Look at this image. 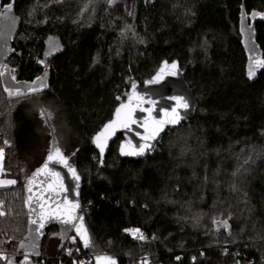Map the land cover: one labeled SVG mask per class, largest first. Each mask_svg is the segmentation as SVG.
<instances>
[{
  "label": "trees",
  "instance_id": "1",
  "mask_svg": "<svg viewBox=\"0 0 264 264\" xmlns=\"http://www.w3.org/2000/svg\"><path fill=\"white\" fill-rule=\"evenodd\" d=\"M10 2L0 0V12ZM243 6L249 22L260 14L253 42L264 60V0H14L18 29L0 64L20 83L47 69L49 76L42 93L19 99L9 100L0 83V148L17 181L2 190L10 214L0 219V248L17 250L27 235L24 185L49 151L32 171L26 161L43 133L51 140L52 127L82 178V213L119 264L146 253L166 264H264V68L248 77ZM49 40L63 50L40 68ZM176 58L199 102L194 117L168 130L145 159L122 158L119 135L101 164L95 133L133 81L143 84ZM229 214L231 233L215 230L213 221ZM132 228L148 238L133 239L125 231ZM55 230L46 228L40 256L23 264L59 263L63 242L49 243Z\"/></svg>",
  "mask_w": 264,
  "mask_h": 264
},
{
  "label": "snow or ice",
  "instance_id": "2",
  "mask_svg": "<svg viewBox=\"0 0 264 264\" xmlns=\"http://www.w3.org/2000/svg\"><path fill=\"white\" fill-rule=\"evenodd\" d=\"M57 2H59V0H57ZM113 2L114 0H109V3ZM89 3H91V0H89ZM88 6V4H85L84 10H87ZM13 8L14 0L4 6L3 11L0 12V20L7 22L6 25H0V39H5L10 36L12 30L16 26V18L13 15ZM253 15L258 14L254 13ZM128 30H130V26ZM253 60L254 63L250 65L248 70V77L250 79L256 75L257 68H264V60L256 58H253ZM41 63H43V61H41ZM13 71L14 69H9L6 65L0 64V83L3 84V92L7 94L9 100L12 98L19 99L33 95L38 96L44 91V89L47 88L44 77H39L37 78V81H34L31 84H24L22 86L18 81H16V77L11 74ZM177 74V62L173 61L169 65L167 61H164L156 75L146 83L150 85L158 84L165 75L175 76ZM136 89L137 85L133 81L131 83V92L125 93L127 96V102L120 103V105L115 109L113 119L104 124L101 131L93 137V143L99 149L101 158L107 148L108 140L115 135L116 131L118 129H127L132 131L133 125H138L139 127L144 128V134L137 133L142 142L139 144H133L132 140L129 139L125 143L121 144L119 149L120 154L122 156L145 155L147 151L154 149L155 145L151 142L157 140V137L164 131V128L168 125L179 124L180 121L185 118L182 115V112H187L190 107L189 102L182 96L169 97V99L175 101V105L171 108H161L160 112L162 113V116L157 118L153 115L157 101L147 98V94H141L137 92ZM120 99L121 97L118 96L117 100ZM146 104L149 105V107H145L144 105ZM137 110L147 113V115L138 120L136 118ZM40 114L41 116H44L45 112L41 111ZM4 144L7 145L8 141L5 140ZM3 159L4 150L0 148V188L14 186L17 184L15 179L3 178ZM101 163H103L102 159ZM245 163H247V161H245ZM55 164L63 165L67 168L68 172L71 173V177L75 181L73 190L76 191L78 195L81 177L76 168L69 164L68 157L63 154L61 148L58 146V143L53 140L43 165L40 168H37L26 178L24 187L28 193L25 201V204L29 209L28 223L29 225H35V231L40 233V230L44 228L45 223L49 221H58L61 225L70 226V228L75 229L76 235L82 241L84 248L95 250L96 245L85 225L84 217L83 215L77 214V210L80 209V204L78 201L68 199V196L65 194L68 189L64 182V176L54 167H50V165ZM233 175H236V173H233ZM234 187L235 186H233V188ZM2 205L3 201H0V206ZM4 215L5 213L0 211V216ZM231 218V214H229L227 219L222 221L214 220L213 223L216 225V230L219 231L221 228L230 230L231 226L229 225L228 220ZM67 230V228L62 230L61 236L63 238H67ZM29 231L32 232L33 229L30 228ZM125 231L128 232L133 239L140 241L146 239L139 228L125 229ZM25 239L28 238L26 237ZM153 239H155V237H153ZM75 240L76 237H72L73 243ZM29 246L35 249L36 244L32 243ZM19 247L23 249L26 245L24 242H21ZM69 255H71V250H69ZM0 259L7 260V257L3 253H0ZM27 259L28 257L25 255V261H27ZM177 259H179V257H177ZM193 259L195 260V258ZM8 264H12V261H8ZM80 264H84V262L81 261ZM95 264H117V260L113 256L97 254L95 255ZM141 264H148L147 259L145 258Z\"/></svg>",
  "mask_w": 264,
  "mask_h": 264
},
{
  "label": "water",
  "instance_id": "3",
  "mask_svg": "<svg viewBox=\"0 0 264 264\" xmlns=\"http://www.w3.org/2000/svg\"><path fill=\"white\" fill-rule=\"evenodd\" d=\"M253 14H252L251 22H249L250 19L247 16L245 6L242 7L240 28H241V31L243 32V34L245 35L246 44H247V48H248V51H249V59H250V63H252V64L254 63L253 58H256L257 59V54H256L257 52H256V48H255L256 46H255V44L253 42V37L255 35V23H256V20H257L258 17H260V14L259 13H256L258 15H253ZM6 24H7L6 21H1L0 22V25H6ZM17 26H18V24L16 23V26L12 30L10 36L6 37L5 39H0V58L2 60L4 59L5 54H8L10 52L7 47L9 45L10 40L13 38V36L17 32V29H18ZM62 50H63V46H62V43L60 41H58V40L57 41L56 40H54V41H51V40L46 41V46H45V49H44V52H43V56L38 60V66L40 68H46L49 65V62L56 55H58ZM2 60H1V62H2ZM41 61H43V63H41ZM164 61H167L169 65L173 61L177 62V64H178V74L175 75V76L165 75L164 78L161 80V82L158 83V84H151V85L150 84H147L146 82L148 80H150L153 76L156 75V73L159 71V69L162 66V64H163ZM48 76H49V69H47V71H46V76H45V74L42 76V77L45 78V83L46 84H47V78H48ZM135 83L137 85V89H136L137 92H139L141 94H147V98L157 101L156 108L153 111V115L156 116L157 118H159V117L162 116V113L160 112V109L161 108H171V107H173L175 105V101L169 99V97L182 96V97H184L189 102L190 107L187 110V112H182V115L185 118L182 119L179 124H177V125H168V126H166L164 128V131L159 134V136L157 137V140L151 142V143H153L155 145L154 149L147 151L145 153V155H143V156H122L120 154L119 149H120L121 144L122 143H125L129 139L132 140L133 144H139V143H141L142 141L140 139V136L137 135V133L144 134V128L139 127L138 125H133L132 126V131H129L127 129H118L116 131L115 135H113L111 137V139L108 140V145H107V148L105 149V152H104L103 157L102 158L100 157L103 160V163H104V161L106 159V156H107V154H108V152H109V150H110L113 142L119 137V135H122V139H121V141L119 143L118 151H119V154H120V156L122 158H130V159H134V160L145 159L146 157H148L149 155L153 154L156 151V149L158 148L159 144L163 140V137H164V135L166 134V132L168 130H172L174 128L179 127L186 120L191 119L196 114L197 108L199 106V102H198V99H197V97H196V95L194 93V90L190 87L189 83L186 80V70L181 67V63H180L179 59H177V58L174 59V60L164 59L160 63V65H159L158 69L156 70V72L150 78L146 79L143 82V84H141L140 82H135ZM20 84L23 86L24 84H31V83H23L22 82ZM130 92H131V86H130V89H129V92L128 93H130ZM122 102H127V97ZM119 105H120V103L117 105V107ZM144 106L145 107H149V105H147V104L144 105ZM41 111H44V110L41 108ZM114 112H115V110H114ZM146 115H147V113L140 112L139 110H137V112H136V118L138 120H140L141 118L145 117ZM44 117H45L46 123L49 125V119H48V116H47L46 112H45ZM113 117H114V113H113L112 117L108 121H110L111 119H113ZM103 126L99 129V131H97L95 133V135L98 132L101 131V129L103 128ZM50 134H51V140H50V146H51L53 140H55L57 143H58V140H57V137L55 136V132H54V129L52 127H50ZM92 141H93V138H92ZM93 145H94L97 153L99 154V149L95 146L94 143H93ZM58 146L60 147L59 143H58ZM61 150H62V148H61ZM62 152H63V154L66 157H68L64 153L63 150H62ZM45 160H46V158H45ZM45 160H44V162H45ZM68 162H69V164L73 165L71 163L69 157H68ZM43 163L39 167H37V168H40L43 165ZM103 163H101V164H103ZM50 167H54L57 171L61 172V174L64 176V182H65V185H66V187L68 189L67 193H65V194L68 196V199L74 200V201H78L79 204H80V209L77 210V214L78 215H83L85 225L88 228L89 234L92 237L93 242L96 245L95 250H93V249H86V248L83 247L88 253H90L91 255H93V257H94L93 264H95V255H97V254H104V255L112 256V255H110V254H108V253H106L104 251V249L102 248L101 244L99 243L96 235L94 234L92 228L90 227L86 215L84 213H82L81 202H80V195H81V192H82V189H83V187H82V178L80 179V182H79L80 183V187H79L78 195H77L76 191L73 190V186H74L75 181L72 179L71 173L68 172L67 168H65L61 164L50 165ZM76 170H77V168H76ZM77 172H78V170H77ZM78 174H79V172H78ZM25 192H26V196H27L28 193H27L26 189H25ZM228 223H229V220H228ZM51 225H57V226H59V231L57 233H55V236L56 237H59L62 242H64L69 237V235L71 234V232H73L76 235L75 229L70 228V226L61 225L58 221H49V222L45 223L44 228L40 230V233H42V234L37 233L35 231V228H36L35 225H29V223H28L27 235H26V237L28 239H24L22 241V242L25 243L26 247L23 248V249H21L20 247H18V249L16 250V254L10 256V257H13V256L23 257V262L22 263H20V262L18 263V261L13 260L12 261V264H23L24 261H25V255H27L28 258L29 257H32V256H40V253H41L40 249H41V245H42V242H43V239H44V236H45V230H46L47 227H49ZM229 225L231 226L230 223H229ZM30 228L33 229L32 232L29 231ZM65 228L68 229L67 230V238H63L61 236V232ZM222 229H224V228H221L220 230H222ZM215 230H216V225H215ZM226 231L228 233H231L232 226H231L230 230H227L226 229ZM78 239H79V237H78ZM80 242L82 244V241L81 240H80ZM32 243H35L36 244L35 249H33V248H31L29 246ZM82 246H83V244H82ZM37 253H38V255H37ZM113 257H115V256H113ZM116 260H117V264H119V261H118L117 258H116ZM6 264H8V260H7V263Z\"/></svg>",
  "mask_w": 264,
  "mask_h": 264
},
{
  "label": "built area",
  "instance_id": "4",
  "mask_svg": "<svg viewBox=\"0 0 264 264\" xmlns=\"http://www.w3.org/2000/svg\"><path fill=\"white\" fill-rule=\"evenodd\" d=\"M1 123V120H0ZM3 188H0V201H3V205L0 206V211H3L5 213L4 216H0V219L6 218L10 214V206L8 203V200L6 196L2 193ZM134 229V228H132ZM141 231V230H140ZM146 239L148 238L147 234L141 231ZM72 237H76L75 242L73 243ZM145 239V240H146ZM136 240V239H135ZM143 240V241H145ZM140 241V240H137ZM142 241V242H143ZM80 240L75 234L69 235V237L61 244L60 252L56 256L58 258L59 263L58 264H66V260L73 261V264H80L81 261L84 262V264H93L94 257L90 253H85L80 246H79ZM78 249V251H77ZM69 250H71V255H69ZM0 253H3L6 257H9L11 255L16 254V250H8V249H1ZM109 254V253H108ZM114 256L113 254H110ZM147 259L148 264H166L164 261L158 260L155 255H152L150 253H146L140 256H127L125 259V264H141V262L144 259ZM193 261V259H192Z\"/></svg>",
  "mask_w": 264,
  "mask_h": 264
},
{
  "label": "rangeland",
  "instance_id": "5",
  "mask_svg": "<svg viewBox=\"0 0 264 264\" xmlns=\"http://www.w3.org/2000/svg\"><path fill=\"white\" fill-rule=\"evenodd\" d=\"M206 47V46H205ZM206 49V48H205ZM34 104L36 106H38L40 103L38 101H34ZM47 133V134H46ZM46 133H43L42 135V138H41V141H40V145L39 147L35 150L34 154L32 155L31 158H28L27 161H26V169L32 171L33 168L35 167V165L46 155V153L49 151L50 149V137H49V133L46 132ZM2 167L4 169V173H3V178H6V179H14L12 176H10L5 167H4V159H3V162H2ZM83 174H87L89 171L87 169H84L83 171ZM31 175V174H30ZM29 175V176H30ZM103 175V174H101ZM88 177L90 179L91 175H89L88 173ZM102 177V176H101ZM56 233L59 231V226L56 225ZM55 240L49 242L51 243L52 245L56 246L58 240H60L59 237H56L55 236ZM153 255V254H152ZM18 261V263H22L23 262V257H20V256H13V257H10L8 259V261Z\"/></svg>",
  "mask_w": 264,
  "mask_h": 264
}]
</instances>
